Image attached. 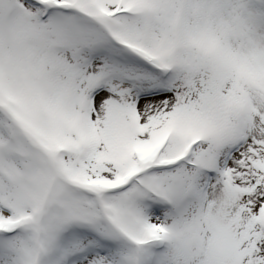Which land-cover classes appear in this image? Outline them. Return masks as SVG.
<instances>
[{
	"label": "snow or ice",
	"instance_id": "snow-or-ice-1",
	"mask_svg": "<svg viewBox=\"0 0 264 264\" xmlns=\"http://www.w3.org/2000/svg\"><path fill=\"white\" fill-rule=\"evenodd\" d=\"M0 264H264V0H0Z\"/></svg>",
	"mask_w": 264,
	"mask_h": 264
}]
</instances>
